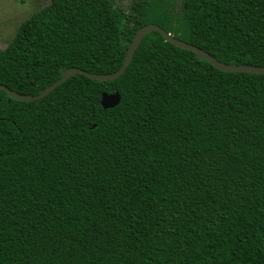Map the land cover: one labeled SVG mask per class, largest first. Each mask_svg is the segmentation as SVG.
<instances>
[{
    "label": "trees",
    "instance_id": "16d2710c",
    "mask_svg": "<svg viewBox=\"0 0 264 264\" xmlns=\"http://www.w3.org/2000/svg\"><path fill=\"white\" fill-rule=\"evenodd\" d=\"M147 24L264 67V0H49L0 50V85L114 73ZM0 264H264V74L151 32L115 80L0 91Z\"/></svg>",
    "mask_w": 264,
    "mask_h": 264
},
{
    "label": "water",
    "instance_id": "95a60500",
    "mask_svg": "<svg viewBox=\"0 0 264 264\" xmlns=\"http://www.w3.org/2000/svg\"><path fill=\"white\" fill-rule=\"evenodd\" d=\"M151 32H157L160 33L164 40L168 42L169 44L173 45L174 47L185 50V51H190L195 54V56L198 59H203L207 61L212 67L215 69L225 72V73H236V72H244V73H253V74H264V67H252L248 65H226L223 64L219 61H217L215 58H213L211 55L206 53L205 51L199 49L196 46H193L191 44L185 43L183 41H180L176 39L173 35L167 33L165 30L160 28L158 25L155 24H147L143 27H141L135 34L134 37L127 49V53L125 56V59L122 63L121 68L110 74H95V73H89L81 69L77 68H70L65 70L61 77L54 82L52 85L49 87L45 88L39 95H22L18 94L16 92L11 91L7 87L0 85V91H3L6 93V95L9 98H12L17 101L21 102H32L36 100H40L47 96L50 92H52L54 89H56L59 85L67 81L69 78L75 76V75H83L91 80L99 81V82H104V81H112L120 77L127 67L130 65L134 53L138 49L140 43L142 42L143 38L151 33ZM120 103V96L118 93L114 94H106L103 93L101 95V100H100V106L103 109H112L116 107Z\"/></svg>",
    "mask_w": 264,
    "mask_h": 264
},
{
    "label": "rangeland",
    "instance_id": "374dc122",
    "mask_svg": "<svg viewBox=\"0 0 264 264\" xmlns=\"http://www.w3.org/2000/svg\"><path fill=\"white\" fill-rule=\"evenodd\" d=\"M155 0H116L117 7L126 14L131 13L134 4L144 5V2ZM171 3L172 11L177 13L180 0H163ZM49 0H0V50H4L12 41L19 25L30 16L44 8Z\"/></svg>",
    "mask_w": 264,
    "mask_h": 264
}]
</instances>
